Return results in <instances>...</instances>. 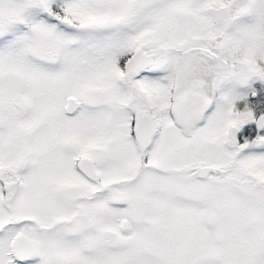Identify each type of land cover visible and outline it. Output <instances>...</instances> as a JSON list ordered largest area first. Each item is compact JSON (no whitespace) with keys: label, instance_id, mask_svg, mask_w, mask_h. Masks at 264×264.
<instances>
[{"label":"snow or ice","instance_id":"snow-or-ice-1","mask_svg":"<svg viewBox=\"0 0 264 264\" xmlns=\"http://www.w3.org/2000/svg\"><path fill=\"white\" fill-rule=\"evenodd\" d=\"M0 264H264V0H0Z\"/></svg>","mask_w":264,"mask_h":264}]
</instances>
